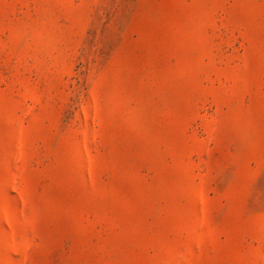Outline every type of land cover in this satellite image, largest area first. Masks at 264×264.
Returning a JSON list of instances; mask_svg holds the SVG:
<instances>
[{
  "label": "rangeland",
  "instance_id": "rangeland-1",
  "mask_svg": "<svg viewBox=\"0 0 264 264\" xmlns=\"http://www.w3.org/2000/svg\"><path fill=\"white\" fill-rule=\"evenodd\" d=\"M0 264H264V0H0Z\"/></svg>",
  "mask_w": 264,
  "mask_h": 264
}]
</instances>
